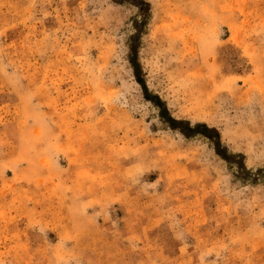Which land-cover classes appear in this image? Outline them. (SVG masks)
<instances>
[{
  "label": "rangeland",
  "instance_id": "1",
  "mask_svg": "<svg viewBox=\"0 0 264 264\" xmlns=\"http://www.w3.org/2000/svg\"><path fill=\"white\" fill-rule=\"evenodd\" d=\"M0 264H264V0H0Z\"/></svg>",
  "mask_w": 264,
  "mask_h": 264
}]
</instances>
